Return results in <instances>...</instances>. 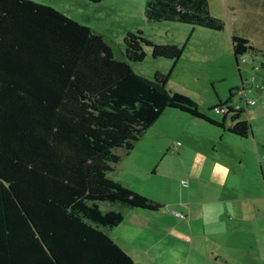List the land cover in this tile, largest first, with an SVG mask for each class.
Instances as JSON below:
<instances>
[{
  "label": "trees",
  "instance_id": "16d2710c",
  "mask_svg": "<svg viewBox=\"0 0 264 264\" xmlns=\"http://www.w3.org/2000/svg\"><path fill=\"white\" fill-rule=\"evenodd\" d=\"M144 12L147 20L223 27L206 0H147ZM231 47L237 65L255 51L238 35H231ZM145 48L172 62L168 73L146 78L132 69ZM184 48L137 31L126 34L121 50L50 5L0 0V264H134L106 230L123 221L120 208L163 206L110 172L117 150H131L166 108L248 136L242 111L226 124V115L217 121L167 89Z\"/></svg>",
  "mask_w": 264,
  "mask_h": 264
},
{
  "label": "rangeland",
  "instance_id": "374dc122",
  "mask_svg": "<svg viewBox=\"0 0 264 264\" xmlns=\"http://www.w3.org/2000/svg\"><path fill=\"white\" fill-rule=\"evenodd\" d=\"M34 1L50 5L89 26L121 50L126 34L137 31L156 44L179 47L185 44L183 54L169 76L167 89L189 96L201 111L217 121L222 116L209 110L211 105L219 98L228 97L230 88L239 87L240 78L244 85L252 84L255 104L243 116L251 127L247 137L235 136L177 109L166 108L135 142L136 155L132 160L128 159L150 193L164 205V212L172 216L173 225L188 221L189 218L175 217L173 213L180 214L189 205L194 215L202 214L192 221L195 234L202 217L207 227H213L203 239H195L199 246L195 252L192 251L190 264L196 259L199 264H214L210 261L213 259L208 258L206 262L203 252L215 243L226 249L223 253L229 261L231 257L243 260L245 246L224 248V236L218 233L224 232L228 221L214 216L220 215L224 208V202L221 205L215 200L242 197L243 193L264 195V70L259 65L264 61V0H206L210 14L223 23L220 30L171 18L147 20L144 12L147 0H103L99 3L87 0ZM233 34L248 38V43L255 49L243 56L247 60L239 61L238 68L231 47ZM145 52L143 61L131 63L136 73L146 78H152L155 72L168 73L172 64L170 60L152 58L148 48ZM251 77L254 79L249 82ZM226 124H231L229 119H226ZM175 143H180L177 152L170 147ZM263 206L260 214H264ZM237 223L241 227L240 221ZM253 226L262 231V235H256L259 242L255 248L259 249V244L264 245V218L256 219ZM215 227L221 229L213 230ZM178 229L182 230L181 224ZM126 238L133 243L131 236L126 235ZM238 239L241 245L240 237ZM178 242H174L170 251L171 257L179 263L187 255V249L183 241ZM261 249L263 260L264 246ZM256 254L254 252L253 255Z\"/></svg>",
  "mask_w": 264,
  "mask_h": 264
},
{
  "label": "crops",
  "instance_id": "0c3cea01",
  "mask_svg": "<svg viewBox=\"0 0 264 264\" xmlns=\"http://www.w3.org/2000/svg\"><path fill=\"white\" fill-rule=\"evenodd\" d=\"M247 40L249 41L248 38ZM235 87L236 86L232 88ZM253 96L255 98L254 93ZM226 99L227 97L220 100L225 101ZM216 103L211 105V107H213ZM243 116L244 115L241 116L242 119H244ZM135 151L136 150L134 147L129 151H125L123 149L117 150L120 160L114 165L113 170L110 172V176L113 179L121 182L129 189L159 203L161 201L156 199L154 195L150 193L151 191H149L148 186L144 184L141 176H138V174L136 175L137 171L130 166V160L134 158L133 155H136L134 154ZM215 202H218L221 205L224 202V208L223 212H220V215L214 214V216H218L219 220H222L223 218L224 220L228 221L224 228V232L219 231L218 233L219 236H224V248L227 247L228 249V247H231V249H237L238 246L242 248L245 246V248H243L245 253H243V260H237L235 259L236 257H231V260L229 261L228 256L226 257V255L223 253V250L226 249H223L221 244L215 243L213 247L209 246V248H207L208 250L205 249L203 252V257H207L206 262H208L209 258L213 259L210 261H212L214 264H264V259L262 260L260 255V249L264 245L259 244V249L255 248L258 247V243L256 244V242H259L258 240L256 241V235L257 233L262 235V231H260L258 227L253 226V222L256 219L264 218V214H260V207L262 208L264 205V195L243 193L242 197H226L222 200L216 199ZM162 206L163 207L157 212H151L138 208H123L122 212L124 219L121 224L106 230L107 235H109L131 256L134 264H190L191 253L195 252L194 249L199 246V241L196 242L195 239H203L202 237L207 234V231L213 228L207 227L202 217L200 220L201 223L200 227L198 228V233L195 234V231L192 228V221H194L195 216L196 218H200L202 214L198 216L194 215L192 208H190L189 205L183 208L184 211L180 213L184 214L183 219L189 218L188 221H181L178 223V225H173L172 216H170L167 212H164V205ZM257 210H259V212ZM175 213H173V215H175ZM238 221H240L241 227H239L238 223L236 225V222ZM217 223L220 224L221 221H218ZM180 224L182 230L178 229ZM182 224L184 225L182 226ZM217 228L215 227L213 230H216ZM218 229L220 230L221 228ZM126 235H128L129 238L130 236L133 238L132 244L131 240L126 238ZM239 237L241 239V245H239ZM207 240H210L211 243L213 242L212 239L207 238ZM178 241H183V246H185V250L187 249V255L184 258H181L179 263L177 262L178 260L173 259V256L171 257L170 251L174 242L180 243ZM214 242H216V240H214ZM254 252L257 253V260H255L256 255H253ZM249 254L250 256L248 257ZM196 260L193 264H199L196 262ZM204 263L205 262L202 264Z\"/></svg>",
  "mask_w": 264,
  "mask_h": 264
},
{
  "label": "built area",
  "instance_id": "2783aa9c",
  "mask_svg": "<svg viewBox=\"0 0 264 264\" xmlns=\"http://www.w3.org/2000/svg\"><path fill=\"white\" fill-rule=\"evenodd\" d=\"M246 60L247 59H245L243 56L240 57L239 59V61L242 62H246ZM253 79L254 78L251 77V79H249V82L252 81ZM251 85H246V84L244 85V83H241V85L237 87L236 90L233 91V96L231 100L225 104L216 106L214 108V113L219 115H226V119H229L230 116L233 115L236 111H242L241 115L247 114V109L255 104V98L253 96V89ZM230 122L232 121L230 120ZM179 147H180V143H175L171 146V148L175 152L179 150ZM182 183L185 184V182ZM175 216L179 218L184 217L182 214H178V213H175Z\"/></svg>",
  "mask_w": 264,
  "mask_h": 264
},
{
  "label": "water",
  "instance_id": "95a60500",
  "mask_svg": "<svg viewBox=\"0 0 264 264\" xmlns=\"http://www.w3.org/2000/svg\"><path fill=\"white\" fill-rule=\"evenodd\" d=\"M236 61V60H235ZM236 65H237V62H236ZM237 68H238V65H237ZM241 85V84H240Z\"/></svg>",
  "mask_w": 264,
  "mask_h": 264
}]
</instances>
